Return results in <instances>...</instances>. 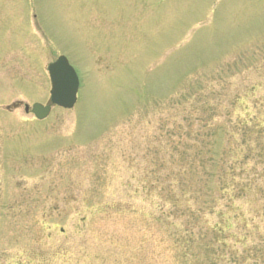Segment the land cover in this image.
Here are the masks:
<instances>
[{
    "label": "rangeland",
    "instance_id": "rangeland-1",
    "mask_svg": "<svg viewBox=\"0 0 264 264\" xmlns=\"http://www.w3.org/2000/svg\"><path fill=\"white\" fill-rule=\"evenodd\" d=\"M60 56L78 102L38 121ZM246 113L264 121V0H0V264H264V155L222 225L207 181ZM179 179L189 262L153 219Z\"/></svg>",
    "mask_w": 264,
    "mask_h": 264
},
{
    "label": "trees",
    "instance_id": "trees-1",
    "mask_svg": "<svg viewBox=\"0 0 264 264\" xmlns=\"http://www.w3.org/2000/svg\"><path fill=\"white\" fill-rule=\"evenodd\" d=\"M256 117L252 114H247L242 118L237 117L234 120L235 133L232 135L233 147L230 152L222 151L221 146H219L218 150H214L210 154L213 165L211 168L212 171L208 173L207 181L210 184L208 188L210 192L216 191V193H214L215 197L213 196V198L216 199H212L211 210L213 212L216 211V215L221 222L220 225H222L223 222H227L225 211H241L240 208L237 207L238 205H236V202H239L242 197H246L251 193L252 183H254L258 177V175H254L253 177L246 176L243 179L246 170L249 169L247 168V164L264 155V150H260L261 145L264 144V121H259ZM231 121H233L232 118ZM224 134L222 139L229 136L228 132ZM218 159H224L226 161L218 164L216 163ZM217 169H219V171H217ZM251 171H254V169ZM181 180L182 179H179L177 182H168L164 187V190H162V192L165 193V197L162 198L163 204H171V206L167 208L166 205H163V208L167 209H162L159 216L153 219L159 225L162 224L167 228L165 242H169L173 254L175 255L176 253L181 255V252H183L186 261L189 262L190 258L194 257L192 254L190 256V253L193 250L196 239L193 231L194 228L191 223L192 220L187 222L183 230L181 226L178 225L177 218L179 219V217H177L176 211H179L178 213H181L180 211H185L180 215L183 217L186 216L190 210L185 207L188 201L186 200V196L190 191ZM243 181L246 183H243ZM217 183L218 185H216ZM174 209L175 211H172ZM218 224L215 229L218 231V235H221L223 231L222 229H218ZM217 241L220 242V239H217ZM205 243L206 242H204L203 247L204 250H207L208 246ZM169 263L171 262H167V264ZM179 264L182 263L179 262Z\"/></svg>",
    "mask_w": 264,
    "mask_h": 264
},
{
    "label": "water",
    "instance_id": "water-1",
    "mask_svg": "<svg viewBox=\"0 0 264 264\" xmlns=\"http://www.w3.org/2000/svg\"><path fill=\"white\" fill-rule=\"evenodd\" d=\"M51 81L50 104L44 106L36 103L24 107L25 114H32L38 121L47 119L53 107L71 110L77 103L79 79L65 57H59L47 68Z\"/></svg>",
    "mask_w": 264,
    "mask_h": 264
}]
</instances>
